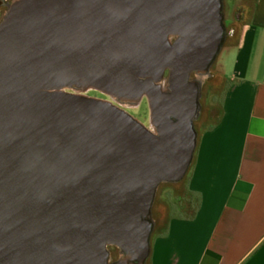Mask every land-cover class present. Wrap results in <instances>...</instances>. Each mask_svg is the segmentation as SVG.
Segmentation results:
<instances>
[{
  "label": "water",
  "instance_id": "95a60500",
  "mask_svg": "<svg viewBox=\"0 0 264 264\" xmlns=\"http://www.w3.org/2000/svg\"><path fill=\"white\" fill-rule=\"evenodd\" d=\"M227 36L224 0L11 4L0 22V264L148 263L158 190L192 167L203 79ZM145 99L150 127L120 106Z\"/></svg>",
  "mask_w": 264,
  "mask_h": 264
},
{
  "label": "crops",
  "instance_id": "0c3cea01",
  "mask_svg": "<svg viewBox=\"0 0 264 264\" xmlns=\"http://www.w3.org/2000/svg\"><path fill=\"white\" fill-rule=\"evenodd\" d=\"M240 12L217 58L218 114L198 130L187 176L172 184L184 199L161 198L148 264H264V0Z\"/></svg>",
  "mask_w": 264,
  "mask_h": 264
},
{
  "label": "rangeland",
  "instance_id": "374dc122",
  "mask_svg": "<svg viewBox=\"0 0 264 264\" xmlns=\"http://www.w3.org/2000/svg\"><path fill=\"white\" fill-rule=\"evenodd\" d=\"M250 0H224V16H225V26L227 29V35L230 34L237 25L234 23L237 20H242L245 18V14L242 15L240 12V7L243 3L249 2ZM5 16V15H4ZM2 21V20H1ZM223 82L218 68V59L213 64L210 75L203 80L202 98H201V115L200 118L195 122L197 131L201 128L203 123H205L210 117H216L218 114V95L223 89ZM85 95L110 101L111 99L95 90H90L85 93ZM131 115H133L140 122L145 124L147 127L151 126V109L148 101L145 99L138 108L126 109ZM172 185V184H162L158 190L156 202L153 208V219H157L160 215L161 198L168 192L174 193L176 197H182L184 199L185 189L183 186ZM155 222V221H154ZM111 251V261L114 262L119 259V250L116 248H110ZM148 264V263H147Z\"/></svg>",
  "mask_w": 264,
  "mask_h": 264
},
{
  "label": "flooded vegetation",
  "instance_id": "af4514ba",
  "mask_svg": "<svg viewBox=\"0 0 264 264\" xmlns=\"http://www.w3.org/2000/svg\"><path fill=\"white\" fill-rule=\"evenodd\" d=\"M14 1L16 0H0V22Z\"/></svg>",
  "mask_w": 264,
  "mask_h": 264
},
{
  "label": "bare ground",
  "instance_id": "6f19581e",
  "mask_svg": "<svg viewBox=\"0 0 264 264\" xmlns=\"http://www.w3.org/2000/svg\"><path fill=\"white\" fill-rule=\"evenodd\" d=\"M201 80H202V78H201ZM204 80V79H203ZM143 102V101H142ZM141 102V103H142ZM141 103L139 104V105H137V106H134V107H132V106H130V105H120L121 107H123L124 109H128V110H130V109H135V108H138L140 105H141Z\"/></svg>",
  "mask_w": 264,
  "mask_h": 264
}]
</instances>
